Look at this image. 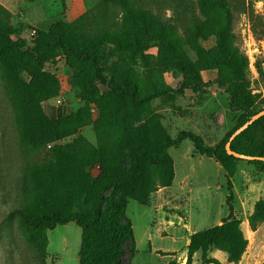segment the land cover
Instances as JSON below:
<instances>
[{
	"label": "rangeland",
	"instance_id": "obj_1",
	"mask_svg": "<svg viewBox=\"0 0 264 264\" xmlns=\"http://www.w3.org/2000/svg\"><path fill=\"white\" fill-rule=\"evenodd\" d=\"M126 2L113 0L105 7L98 0H0V31L8 27L11 38H22L32 45L39 33L47 35L55 25L64 24L67 33L86 39L87 43L93 41L96 51L106 57L104 65L108 68L121 65L138 83L169 89L146 99L132 125L154 138L155 143L149 145L153 155L157 148L152 145H157L160 134L174 138L180 130L199 135L207 145L217 144L236 125L240 112L231 107V95L219 85L216 70H201L200 86L180 93L176 90L183 76L154 65L155 43L142 51L143 59L139 55L128 59L130 47L126 45L123 15ZM238 3L239 12L234 13L232 20L234 46L247 58L249 88L256 95L252 110L258 111L264 107V0H238ZM195 7L198 8L197 3ZM164 14L170 17L171 12L166 10ZM213 44L212 35L199 41L204 48ZM189 54L195 56L191 51ZM90 69L84 59L59 56L54 64L44 65L46 75L41 79L21 71L13 57L0 51V264H40L37 249L42 242L37 236L46 239L44 264H79L83 235L87 233L92 240H98L101 222L86 229L69 222L52 230L40 228L32 236L17 215L6 219L11 203L15 202L13 179L21 160L52 161L50 178L63 171L74 150L86 145V154L77 159L84 161L85 172L96 184L104 182L110 174H103L105 171L127 170L129 156L124 148L119 164L112 160L111 165H102L101 156L107 152L114 157L128 128L122 122V111L112 106L103 115L107 128L98 125L96 129V122L110 101L108 89L100 83H95L96 95L90 101L83 100L80 73ZM35 101L49 120L77 116L78 126L66 132L63 129L58 132L63 135L59 136L56 126L46 135L50 140L45 146L22 157L19 133L20 129L26 131V117L35 111ZM111 121L122 126L114 131ZM192 150V142L187 139L169 147L166 151L172 159L171 184L150 192L162 169L161 162L152 160L147 169L148 186L142 195L147 199L144 203L125 199L124 215L134 238L129 264H201L199 252L188 258L190 236L221 224L228 216L229 194L232 218L239 220L247 246L237 263L229 262L227 254L215 247L210 248L208 256L217 260V264H262L264 220L253 230L248 217L255 203L264 198V171L245 160H229L223 167L214 158L193 154ZM73 168L61 180L71 196L75 191L81 193L84 185L83 179L75 177ZM112 188H104L106 198L112 192L119 193ZM73 202L77 210L83 208L82 195ZM129 256L126 253L122 258L127 260Z\"/></svg>",
	"mask_w": 264,
	"mask_h": 264
},
{
	"label": "trees",
	"instance_id": "obj_2",
	"mask_svg": "<svg viewBox=\"0 0 264 264\" xmlns=\"http://www.w3.org/2000/svg\"><path fill=\"white\" fill-rule=\"evenodd\" d=\"M98 1L105 7L113 2ZM166 10L171 12L170 17L165 16ZM237 11L239 12L238 0H127L123 15L126 45L130 47L126 56L128 59L138 55L143 59L142 51L155 43L157 52L153 55L154 65L159 69L177 71L183 76L180 87L176 90L180 93L185 89L195 90L200 86L201 70H216L219 85L226 88L231 95V107L240 112L236 125L217 144L207 145L199 135L180 130L174 138L168 134H160L159 139L156 138L157 145H152L157 148L154 155L149 147L155 143L154 138L151 139L141 130L133 129L132 125L137 121L146 99L164 94L170 91L169 89L149 88L138 83L121 65L116 64L114 69L108 68L104 65L106 57L96 51L93 41L87 43L86 39H79L74 34L67 33L64 24L55 25L47 35L39 33L32 45H28L22 38H11L10 28H2L0 51L13 57L15 65L33 77L42 79L46 75L42 70L44 65L54 64L59 56L80 58L89 62L91 69L82 70L80 73L83 100L90 101L96 95L95 83H100L108 89L110 101L104 106L103 114L96 122V129L98 125L107 128L103 115L112 106L122 111V122L128 128L114 157L107 152L101 156L102 165L107 167L112 164V160L114 164H119L123 148L128 151L129 156L127 170H104L103 174H110L104 182L97 184L95 179H91L85 172L84 161L77 159L78 156L86 154V145L74 150L73 156L67 160L69 162L64 163L63 171L56 172L50 178L49 174L53 171L52 161L21 160L17 175L13 179L15 202L11 203L6 219L17 215L23 228L32 236L40 228L52 230L69 222H74L83 229L95 228L101 222L98 240H92L87 233L83 235L78 252L79 264H129L134 252V238L130 222L124 215V202L125 199H133L144 203L147 199V196L142 195L148 186L147 169L152 160L161 162L162 169L157 184L150 192L171 184L172 159L166 150L176 147L186 139L192 142L193 154L214 158L223 167L229 160H242L228 155L225 143L237 128L259 110H252L256 95L249 88L247 58L234 46L232 20ZM209 35L214 37L213 46L200 47L199 41L207 39ZM190 51L195 56H191ZM34 105L35 111L26 117V131L20 129L19 133L22 157L45 146L50 140L46 135L56 126L57 136L63 135L58 134L63 129L66 132L78 126L77 116L49 120L42 113L37 101ZM78 122L80 125L79 120ZM111 124L114 131L122 126L121 123L113 121ZM230 148L241 154L264 157V115L237 134L232 139ZM245 161L264 171V161ZM73 166L75 177L83 179L84 185L82 190L80 189L81 193L75 191L71 196L61 180ZM109 186L119 193L112 192L106 198L104 188ZM81 195L83 208L77 210L73 201ZM230 199L231 194L227 200L228 216L221 224L196 231L190 236L188 258L199 252L201 264H217V260L208 256L210 248L215 247L227 254L229 262L237 263L240 260L247 246V239L239 227V220L232 218ZM263 220L264 198L255 203L248 217L253 230ZM37 237L42 242L38 241L41 245L37 249V259L40 264H44L46 239ZM126 253L130 256L124 260L122 256Z\"/></svg>",
	"mask_w": 264,
	"mask_h": 264
},
{
	"label": "water",
	"instance_id": "obj_3",
	"mask_svg": "<svg viewBox=\"0 0 264 264\" xmlns=\"http://www.w3.org/2000/svg\"><path fill=\"white\" fill-rule=\"evenodd\" d=\"M264 115V108L259 110L258 112L254 113L250 119L248 121H246L244 124H242L239 128H237L229 137L228 141L225 143V150L227 152L228 155H232L235 158L238 159H242V160H261L264 161V157L263 156H249V155H245V154H241L238 152H235L233 150H231L230 148V143L232 141V139L239 134L242 130H244L245 128L248 127V125H250L253 121H255L256 119L260 118L261 116Z\"/></svg>",
	"mask_w": 264,
	"mask_h": 264
}]
</instances>
